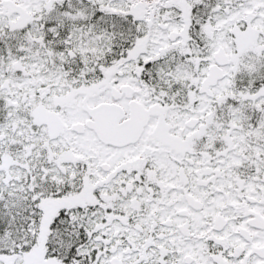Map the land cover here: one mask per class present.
Returning a JSON list of instances; mask_svg holds the SVG:
<instances>
[{"label": "snow or ice", "instance_id": "obj_1", "mask_svg": "<svg viewBox=\"0 0 264 264\" xmlns=\"http://www.w3.org/2000/svg\"><path fill=\"white\" fill-rule=\"evenodd\" d=\"M0 264H264V0H0Z\"/></svg>", "mask_w": 264, "mask_h": 264}]
</instances>
